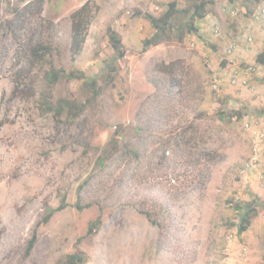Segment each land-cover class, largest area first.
I'll return each instance as SVG.
<instances>
[{"label":"rangeland","instance_id":"1","mask_svg":"<svg viewBox=\"0 0 264 264\" xmlns=\"http://www.w3.org/2000/svg\"><path fill=\"white\" fill-rule=\"evenodd\" d=\"M214 1L211 18L231 7ZM173 3L177 26L193 0H0V264H66L77 250L86 264H244V244L251 264H264V187L257 171L240 176L253 151L240 119L264 123V66L253 59L234 69L222 51L207 62L209 49L232 39L223 31L201 37L207 49L193 47L197 35L174 34L145 49L155 34L148 16ZM252 3L219 12L239 26ZM84 6L90 25L75 58L71 16ZM44 42L57 68L86 77L62 78L50 107L40 96L49 67L33 57ZM64 100L71 106L58 115L52 108ZM64 196L66 209L42 224L45 206ZM250 202L251 240L238 233L236 209Z\"/></svg>","mask_w":264,"mask_h":264},{"label":"trees","instance_id":"2","mask_svg":"<svg viewBox=\"0 0 264 264\" xmlns=\"http://www.w3.org/2000/svg\"><path fill=\"white\" fill-rule=\"evenodd\" d=\"M26 1V0H22ZM229 3L234 4L236 0H228ZM215 4L214 0H193V4L189 11L185 13L187 16L186 20L182 23L175 25L177 15L179 13L177 9V4L173 3L170 5L169 10L166 11L160 18H156L152 15L148 16L149 23L151 25V28L154 29L155 34L153 38L150 40H146L144 42L145 49H148L153 46H159L163 40H170L172 38L171 34H174L176 38L179 41H183L184 38L191 35H199L200 31V22L201 20L205 19L208 15L207 7L208 5ZM28 7V6H27ZM26 7V8H27ZM87 10L85 6L72 14L71 20H72V33H71V46L70 51L72 52L73 56H78L83 50V45L85 43L90 21L88 20V15L86 14ZM20 14V11H19ZM141 15L140 13L138 14ZM21 16V15H20ZM110 35V41L113 43V46L116 51L119 53V57H124V51H123V44L121 41V38L119 35L112 30H109ZM200 40H202L200 38ZM205 43V42H202ZM122 49V51H121ZM54 47L51 44H47L46 42L38 44L33 49V57L36 62L40 63H47L49 69L44 71L43 73V82H44V90L40 91V96L44 99L45 104L50 107L51 103L49 102L50 98H52V91L54 87L57 85V83L62 78H68L72 80H82L85 77V73L82 71H78L75 69L67 71L65 68H57L54 60H52V57L54 56ZM49 59V61H47ZM257 64L264 66V52L261 53L257 58ZM87 86L90 87V89L96 90L97 89V82L95 80H91L89 83H87ZM99 93V91H94V97ZM65 103V104H64ZM68 106H71L69 102H66L64 100L63 104H60V107L58 108H52V110L56 111L58 115H62L64 113L65 109H67ZM241 116L240 113H237ZM262 117H264V110L260 112ZM264 166L260 169L263 170ZM253 172V171H251ZM256 206V205H255ZM254 206V203L250 202L246 204L245 207L242 205H237L236 209L239 212H242V217L239 225H237V230L239 234H243L246 232L250 227V221L253 218V213L256 212V207ZM66 197L64 196L61 201L60 205L56 208H53L50 205L45 206V214L42 220V224H48L51 219L54 217L55 214L63 211L66 209ZM83 206H80L78 204V209H83ZM245 208V209H244ZM150 221L155 223L154 220L149 217ZM102 224L101 217L97 218L93 223H91L89 227V233L90 234H97L100 225ZM37 240L36 233L34 234L33 238L29 242L27 253H30V251L34 248V245ZM87 259L85 254L81 250H77L72 255H69L66 261V264H86Z\"/></svg>","mask_w":264,"mask_h":264},{"label":"crops","instance_id":"3","mask_svg":"<svg viewBox=\"0 0 264 264\" xmlns=\"http://www.w3.org/2000/svg\"><path fill=\"white\" fill-rule=\"evenodd\" d=\"M252 1L253 0H240L239 2V0L238 1L236 0L234 4L229 3V5L231 6L230 8L224 7L222 9V7H219L218 13L220 17L219 15L215 14L214 17L211 18L209 15H207L206 17V25H207L206 28L207 29H203V27L202 29H200L201 31H199V35H197L199 36V38L193 37L194 38L193 39L190 37V39H193L194 43H196L197 46H201L202 45V40H200L201 37L210 38L214 36L217 32L220 34L221 31H223V33H228V34L231 33L233 35L228 45H227V42H226L227 40L225 37L224 42H223V46L225 44V48H223V46H222L223 49L222 48L218 49L214 47L212 49L210 47L211 48L209 49L210 52H208V54L206 55L204 54L205 57L209 58L207 62H209L210 60H215V57H214L216 56L215 53H217L218 51H222L224 55L226 56V59L229 62L231 61L237 64H241L243 62L249 61L250 63H252V60L254 59L253 63H255L257 61L258 56L264 52V0H254L258 2L257 6L255 7L253 11L248 10L250 15L245 16L244 19L239 23V26H237V24L235 23V20L230 19V18L227 20V18L223 16V14H220L221 12L227 15H232L231 11H234V9H237L239 6L244 7V9L245 8L249 9L248 6H253ZM235 5H237V8L235 7ZM257 16L259 17V19H257ZM240 24L242 27H240ZM218 25H220V28ZM231 46H233V51H232V54L228 55L226 53V50ZM203 47L204 49H207L206 46H203ZM254 65L257 66L258 65L257 62ZM220 68L219 67L217 68L218 72H220L219 70ZM263 146H264V143H263ZM247 231L248 233L246 235L251 240L252 238L251 236L253 235V224L252 223L250 224V227ZM242 246L247 247L248 259L244 263L242 262V260H239V255H238V261H241L244 264H247V263L251 264L252 256L250 254V248L248 245H245V244ZM240 257H241V253H240Z\"/></svg>","mask_w":264,"mask_h":264},{"label":"built area","instance_id":"4","mask_svg":"<svg viewBox=\"0 0 264 264\" xmlns=\"http://www.w3.org/2000/svg\"><path fill=\"white\" fill-rule=\"evenodd\" d=\"M232 14L235 13V11H231ZM256 17V16H255ZM257 19H259V17L257 16ZM203 44V43H202ZM197 44H193V47H195ZM233 51V46L229 47L226 50V53L228 55L232 54ZM231 64H233L234 69L240 70V66L237 63L231 62ZM246 70H248V72H252L254 70V68L249 67ZM237 82H239L238 77L234 78L232 80V84H237ZM245 83V82H244ZM233 120H238V116L233 117ZM243 125V128L245 131L250 132L252 138H253V151H252V157L250 159H248L245 163V165L243 166L242 170H241V177H245L248 173H250L251 171H257L259 173V181H260V185L261 187H264V169L260 170L263 166H264V123L259 119V118H253V117H242V119H240ZM234 238L233 234H230L227 239L229 242H231ZM244 249V248H243ZM245 253L243 254L244 256V261H247V248L244 249Z\"/></svg>","mask_w":264,"mask_h":264}]
</instances>
